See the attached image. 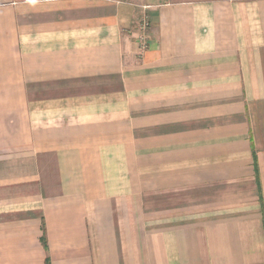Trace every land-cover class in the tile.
<instances>
[{
  "label": "crops",
  "instance_id": "crops-1",
  "mask_svg": "<svg viewBox=\"0 0 264 264\" xmlns=\"http://www.w3.org/2000/svg\"><path fill=\"white\" fill-rule=\"evenodd\" d=\"M0 264H264V0H0Z\"/></svg>",
  "mask_w": 264,
  "mask_h": 264
},
{
  "label": "rangeland",
  "instance_id": "rangeland-1",
  "mask_svg": "<svg viewBox=\"0 0 264 264\" xmlns=\"http://www.w3.org/2000/svg\"><path fill=\"white\" fill-rule=\"evenodd\" d=\"M178 200H179V204H184L183 202H186L188 200V197H187V195H180L178 197ZM153 203H154V205L157 204L156 198L154 199ZM167 204H169V203H167Z\"/></svg>",
  "mask_w": 264,
  "mask_h": 264
},
{
  "label": "built area",
  "instance_id": "built-area-1",
  "mask_svg": "<svg viewBox=\"0 0 264 264\" xmlns=\"http://www.w3.org/2000/svg\"><path fill=\"white\" fill-rule=\"evenodd\" d=\"M146 27H147V22L144 21V22L142 23L141 30H145Z\"/></svg>",
  "mask_w": 264,
  "mask_h": 264
}]
</instances>
